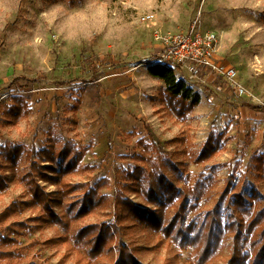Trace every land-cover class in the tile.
<instances>
[{"label": "rangeland", "instance_id": "obj_1", "mask_svg": "<svg viewBox=\"0 0 264 264\" xmlns=\"http://www.w3.org/2000/svg\"><path fill=\"white\" fill-rule=\"evenodd\" d=\"M195 20L244 96L175 68L193 103L147 73L154 35ZM261 250L264 0H0V264Z\"/></svg>", "mask_w": 264, "mask_h": 264}, {"label": "built area", "instance_id": "obj_2", "mask_svg": "<svg viewBox=\"0 0 264 264\" xmlns=\"http://www.w3.org/2000/svg\"><path fill=\"white\" fill-rule=\"evenodd\" d=\"M147 15L144 18H148ZM195 20L185 31L154 35L159 50L148 64H160L183 70L191 82L205 83L218 78L236 96H244L246 90L240 82L237 70L231 64L217 59V37L208 29H201Z\"/></svg>", "mask_w": 264, "mask_h": 264}, {"label": "trees", "instance_id": "obj_3", "mask_svg": "<svg viewBox=\"0 0 264 264\" xmlns=\"http://www.w3.org/2000/svg\"><path fill=\"white\" fill-rule=\"evenodd\" d=\"M147 73L150 76L156 77L160 79L165 84V90L168 94L179 97L183 100H188L193 103L198 102L197 95H193L192 98L189 94V89L185 87L183 81L176 80L174 71L172 67L167 65H160V64H148L146 67ZM251 108L261 111L263 107L261 106H251ZM264 250L256 252L254 259L250 262V264H264L263 262ZM235 260V256L232 257V261ZM231 260L228 261L229 263L232 262Z\"/></svg>", "mask_w": 264, "mask_h": 264}]
</instances>
